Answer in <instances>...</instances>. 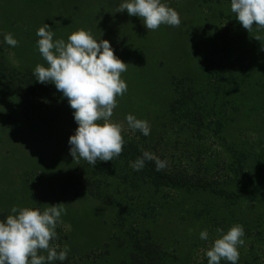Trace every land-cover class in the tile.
Segmentation results:
<instances>
[{
    "label": "trees",
    "instance_id": "trees-1",
    "mask_svg": "<svg viewBox=\"0 0 264 264\" xmlns=\"http://www.w3.org/2000/svg\"><path fill=\"white\" fill-rule=\"evenodd\" d=\"M69 1L75 2L69 3L66 9L60 5ZM100 1L24 0L22 3L26 5L28 2L33 9L46 4L45 23L54 25L50 29L55 38L67 41L68 35L77 29H66L71 24L63 19V15L71 11H73L71 14L76 12L80 16L85 15L87 11L100 12L104 7ZM214 1L225 3L227 0ZM8 3H11V0ZM10 5L12 4H7V8H4L7 9L8 15L4 17L3 22L8 21L0 26L2 27L0 37L4 41L5 34H13L18 46L6 45V48L14 56L17 67L23 68L19 67L17 78L12 79L8 74L7 79L11 81V86L8 88L7 98L17 100L19 106L26 100L27 94H38L42 97L41 94H44L53 101L55 95H52V90L56 94L61 93L53 84L38 83L33 75L39 60L46 66L36 47L37 26H34L31 33L34 18L26 15L25 19L24 12L15 17L12 15L15 11ZM52 16H55L56 20L51 21ZM97 19L93 20V23H97ZM181 21V26L177 30H183L189 23L187 19ZM37 22L43 21L37 20ZM118 27L123 28L124 31L119 33ZM140 31L143 33V25ZM115 34L118 42L116 44L113 41L114 49L120 57L124 55L127 64L136 70V57L132 56L130 49L134 50L136 46L142 47L144 40L146 42L148 39L150 42L149 35L144 33V40L139 39L136 31L127 32L121 24L116 25ZM183 34L184 37L180 35L176 42L177 51H170L168 56L172 68L166 70L162 77L160 103L149 100L147 106L154 108L149 107L144 112L149 115L145 120L149 122L151 119L149 120L148 117L154 115L157 124L162 126L163 130L169 129L173 133L172 138L178 145L175 147L176 153H170L171 156L168 158L177 159L178 165L181 166L179 169L165 168L162 171H156L154 161H146L145 167L140 171H134L130 166L142 156V150L150 151L161 160H165V156L161 157L160 150L167 138L164 135L156 138V132L152 127L151 134L147 137L139 131L133 132L130 129L128 132L123 131L125 141L123 152L112 161H97L93 167L84 160H80L79 164L73 161V158L62 161V164L67 163L66 169L62 168V179L56 178L53 183L55 190L64 187L67 190L66 194L71 195L67 196L68 200L63 203L66 205L70 199L82 196L81 199L84 200L80 203H87L86 205L89 206L91 200L103 198L104 195H100V190L107 188L108 198L105 197L103 201L108 213L111 214L107 216L110 219H101L103 225H99V228L93 226L86 231L85 225L90 220L91 211L87 212V216L79 219L75 212L81 207H69L66 214L61 216L62 223L67 224L68 229L63 232L62 240L58 237L56 241L61 249L67 244L70 251L64 261H54L53 264H70L68 260L76 256L79 259H75L73 264H207V258L200 262H192L189 258L192 251L202 242L200 232L207 227L209 230L217 226L222 228L224 224L236 220L240 222L241 219L246 218H250L249 222L254 223L257 228L252 229L254 230L252 239L243 238L248 247H239L240 256L237 264H257L256 248L261 245L264 248V224L261 225L258 221L261 216L253 218L252 214L264 210V43L261 45V39L257 41L255 37H261L263 31L253 27L248 34L250 37L245 39L234 37L231 44L225 42L228 37L223 41L219 39L213 42L214 46L211 47L213 51L220 49L221 53L211 52L206 53L205 56L195 53V60L199 62L197 65L194 61L196 69L191 68L188 60L187 56L190 53L185 40L187 35ZM213 39L214 37L211 40ZM156 64L154 68L159 70L162 65L161 60ZM183 67H185L183 71L177 70ZM154 68L144 67L146 71L143 74L150 73ZM19 106L13 107L12 109L17 108V110L9 113L0 112V138L4 137L2 141L0 140V144H6V150L10 148L13 151L15 146H20L22 149L29 146L26 141L19 145L11 141L21 132L16 128L30 116V109L28 112L25 111L26 108L21 111ZM50 106L40 111L32 108L33 112L30 113L34 115V119L30 120V123L36 125L35 131H41L47 125L57 132L60 130L56 128L60 125L47 124V121L49 122L55 112L58 113L57 111L63 109ZM232 114L247 117L256 124L260 132L255 139L246 140L243 137L238 139L237 133L241 129ZM71 119L67 126L76 129L77 124L73 116ZM112 120L125 126V120L118 121L115 116ZM209 132L223 155L221 160L218 157L217 160L211 161L205 157L208 148L205 147L207 138L203 135ZM162 140L163 144H160ZM32 154L28 157L30 160L27 164L42 160L39 159V153ZM184 157L193 161L190 162L189 171L186 170ZM4 158L1 157V160ZM217 161L219 162L215 163ZM199 167L202 168V173L199 172ZM36 178L24 179L22 185L23 187L25 185V190L22 187L21 198L35 199L30 184L39 180V177ZM74 185H77L81 192H78ZM40 188L44 193L52 192L47 186L41 185ZM165 189L179 192L180 199L175 200L174 203L166 200L160 205L155 201L156 194L158 198L159 193L164 192L162 190ZM91 196L94 199L89 198ZM97 196L99 197L96 198ZM215 200L218 201V206L214 203L212 205ZM44 204L51 206L58 203L43 202L42 205L45 207ZM238 207L244 211L241 213ZM159 209L162 212L164 210L169 212L163 223L164 227L160 226L162 212ZM235 213L240 215L234 218ZM148 240L150 241L147 242ZM202 244L200 246H203ZM89 258L93 260H88ZM221 264L227 262L221 261Z\"/></svg>",
    "mask_w": 264,
    "mask_h": 264
},
{
    "label": "rangeland",
    "instance_id": "rangeland-1",
    "mask_svg": "<svg viewBox=\"0 0 264 264\" xmlns=\"http://www.w3.org/2000/svg\"><path fill=\"white\" fill-rule=\"evenodd\" d=\"M10 0H0V26L6 23L8 20H5L3 22V19L5 16L8 15L7 9L4 10V8H7V4L12 7V10L15 11L12 15L15 17H18V14H22L24 12L25 19L27 18L26 15H30L32 18H34L33 23L31 24V33L34 30V26H37V28L41 27L43 24H46V8L45 5H42L37 8H30L31 6L27 2L26 5L22 3L24 0H11V3H8ZM28 1V0H27ZM94 1V0H90ZM99 1V0H98ZM75 1H69L60 3V5H63V8L66 9L67 5L69 3H73ZM97 2V1H95ZM101 3L104 4V7L100 12H91L87 11L86 14L80 16V14L76 13L71 14V12H66L65 15H63V19L65 21H68L71 25L69 27H66V29L72 28V29H84L86 31H90L93 37L97 40H107L117 58H119L121 61L127 64V62L124 60V55L119 56L116 50L114 49V43L118 42L117 36L115 34V28L117 24H121L124 26V29H126L127 32L136 33L139 35V39L144 40V33L150 37V42L147 41L142 44V47L136 46L134 50L130 49V52L132 56L136 57V63L137 67L136 70H133L134 67L131 68L130 64L128 65L127 71L122 73L121 78L126 82L127 84V92L122 96L118 97V107L114 110V115L118 121L125 120L123 117H125L128 114L134 115L137 119L145 120L147 116L144 112L147 111V108H154L151 106H147V102L149 100H152L154 103H160V95H161V83H162V77L164 76V72L166 70H170L172 66H170L168 61V56L171 52L177 51L176 42L179 40V36H183L184 34L187 35L185 40H187V48L189 51V61L191 64L192 69H196L197 66L194 65L197 63L199 64L198 60H195V53H200L201 55H204L206 53H214L220 51V49H213L211 47L214 46L213 42L217 40H225L227 44H231L234 37L245 39V37H250L247 32V30L243 29V27L236 21L235 14L231 12L230 9V0H227L225 3L222 1H214V0H162L163 3H166L168 6L174 8L179 14L181 19L188 20L187 28L185 27L183 30H177L175 27L161 25L157 30L155 31H147V29L143 26V33H141L140 28L143 25V21L135 16H129L127 12H119L116 13L115 9L121 2V0H101ZM22 3V6L21 4ZM17 13V14H16ZM50 15V13H49ZM52 15V14H51ZM99 17V19H97ZM97 19V23H93V20ZM37 20H41L43 22H37ZM50 20H56L55 16H52ZM186 23V22H185ZM51 25V24H50ZM49 27L51 28L54 25H51ZM51 30V29H50ZM118 32L124 31L121 27L117 28ZM263 34L261 35V45L264 43V30ZM0 33H2V27L0 28ZM98 38V36H100ZM220 38H219V37ZM214 37L213 41L211 40ZM53 39L57 40L53 36ZM200 39V40H198ZM115 41V42H113ZM6 43L3 41V39L0 37V112L1 113H9V111L17 110L12 109L13 107L19 106L17 105V100H13L12 98H7L8 94V88H10L11 81L7 79L8 74H10L11 78H17V71L20 70V68H23L22 66L17 67V62L14 59V56L12 55L11 51L6 48ZM185 45V44H184ZM183 45V46H184ZM234 45V44H233ZM152 47L154 49H152ZM183 53V52H182ZM167 58V60H166ZM162 62V65L160 67V71L157 70V68H154L157 66L156 62L160 61ZM37 64H41V61L39 60ZM147 66V67H146ZM148 68H154L151 70L150 73L143 74L146 70L144 69ZM185 67L181 69H177L178 71H183ZM19 76V75H18ZM150 76V77H147ZM14 85V84H13ZM21 95H23L22 92H20ZM55 95V98L52 100L46 98L44 94L42 96H39L38 94L30 95L27 94L26 100L21 103V106H19V110L22 111V109L26 108L25 111L33 112L34 108L37 111H40V109H44L50 105H53L54 107H60V111L55 112L54 115L51 116V119H49V122L47 121V124H57L60 126H57V130L60 129L58 132L55 131V129L51 128L49 125L44 126L45 129H42L41 131L37 130L35 131L36 125L33 123H30V120L34 119V115L29 112L30 116L25 118V122L20 124L16 129L20 130L21 132L14 136L12 138L13 144H21V142H27L28 145L25 148H20V146H15L13 151L9 148L6 150V144L1 145L0 144V220H4L7 215L10 214V209L13 206L17 207H39L41 210H43L44 206L42 205L43 202H54V203H63V201L68 200L67 196H71L70 194H66L67 190L62 187L55 190L54 188V179H62V170L66 169L67 163H63L62 161H67V159L72 158V156L69 154L70 146L68 144V139L71 135H74L75 128L67 126V124L70 123L72 120L71 117L73 116V110L69 107L67 99L63 97L61 94H56L54 90H52V95ZM24 96V95H23ZM10 97V96H9ZM64 98V100H62ZM51 107V106H50ZM157 107V106H155ZM46 110V109H45ZM156 110V109H155ZM234 111V110H233ZM232 111V112H233ZM233 115V114H232ZM71 116V117H70ZM233 117H236L235 122H237V125L241 129L237 133L238 139H242V137L246 140L249 138L255 139V136L257 135L260 130L257 128L256 124L253 123L249 118H243L239 115H233ZM232 118V116H231ZM149 124L154 129L153 131L156 132L155 136L156 138H160L161 135H164L167 140L165 145L161 146V157L165 156V161H167V170H172L173 168L179 169L178 161L177 159H170L168 156H171L170 153H176L175 147L178 145L174 138H172L173 134L169 129L167 131L163 130L162 126H159L156 122V117L152 115L151 117H148ZM234 122V125L237 126ZM62 123V124H61ZM124 131L128 132L129 129L127 127L126 121H124ZM252 131V133H251ZM163 133V134H162ZM1 137V136H0ZM203 137L207 138L205 142V147L208 148V152L205 153V157L210 159L211 161H215L220 157V160L223 158L222 153L220 152V149L212 139L213 136H211V133L209 132L207 135H203ZM4 137L0 138L2 141ZM34 139V140H33ZM38 140V142H37ZM34 142V143H33ZM59 144L58 146H56ZM160 144H163V140L160 142ZM26 146V145H25ZM63 147V148H61ZM66 152V153H65ZM36 155L39 153V159H42L40 161H33L27 164V162L30 160L28 158L30 155ZM174 156V154H173ZM1 157H5L4 160H1ZM192 159H187L184 157V161L186 164V170L189 171L190 169V161ZM5 162V163H4ZM219 161L215 162L218 163ZM184 165V164H182ZM63 168V169H62ZM199 172L202 173L203 170L201 167H199ZM37 177V178H36ZM39 180L31 181L32 183L31 188L33 189L32 195L35 197V199H28L27 197H22L20 193L22 192L21 189L23 187L22 182H24V179H33L36 178ZM36 182V183H35ZM52 183V184H50ZM50 184V185H49ZM41 185L47 186L51 193H44L42 190ZM57 186V185H55ZM23 187V188H22ZM75 188H77L78 192H81L79 187L77 185H74ZM107 188H102L100 190V195H104L103 198L100 199H94L92 196L89 198H92L94 200H91V205L87 206V203H80L82 202L81 199L82 196L78 198H72L68 201V203L64 206H66V212L69 210V207H81L79 208L77 212H75L79 219L84 218V216H87V212L91 211V215L89 216L90 220L85 225L86 231L90 230L91 227H98L99 225H103L101 219H110V217H107L111 213H108L107 209L104 206L103 199L108 196L109 192H106ZM164 192L159 193L158 198L156 194V202H158L160 205H163L166 200L172 201L174 203L175 200L180 199L179 192H173V191H167L162 190ZM105 192V193H104ZM31 195V196H32ZM48 195V196H47ZM81 195V194H80ZM99 195V196H100ZM97 196L96 198H98ZM42 198V199H41ZM44 198V199H43ZM108 198V197H107ZM202 199V197H200ZM204 200V197H203ZM29 201V202H28ZM27 202V205H25ZM103 203L102 205L99 203ZM190 203V202H189ZM218 203L217 200L212 202V205ZM64 204V203H63ZM87 204V205H86ZM191 204V203H190ZM87 206V207H83ZM185 209V208H184ZM77 210V209H76ZM102 210V211H101ZM160 210V209H159ZM238 210H242L240 207H238ZM257 210V209H254ZM95 211V212H94ZM162 212V210H160ZM169 212L167 210H164L162 212L161 216V227H164L163 225L165 219L167 218ZM65 215V214H63ZM240 214L235 213L234 218L238 217ZM253 218L257 216H261V219L259 218V223L261 225L264 224V210L253 212L252 214ZM151 220V218H148ZM62 221V220H61ZM250 218L241 219L240 222L238 220L233 221L229 224H224L223 226L211 228L209 230L207 228H204L208 231L209 239L208 241L201 240L203 243V246H198L197 249L193 250L190 255V260L193 261H204L206 258L204 255V249H206L209 245V243L216 238L217 232L216 230L223 229L225 232L234 224H240L244 228L245 235L243 238L252 239L254 234V228H257L254 226V223L249 222ZM242 222H247L248 224H241ZM175 224V223H174ZM68 229L67 224L65 223H59L56 228L57 236L60 237V240H62L63 232ZM153 240V238L151 239ZM148 240L147 242H149ZM53 244L58 245L57 241H52ZM248 244L244 242L243 246L244 248H247ZM257 250V264H263L264 263V248L263 245L256 248ZM70 259V258H69ZM78 260V256L73 257L72 260H68L70 264H73L74 260ZM88 260H93L92 258H89ZM114 261L113 259H111ZM95 263L94 261H92Z\"/></svg>",
    "mask_w": 264,
    "mask_h": 264
},
{
    "label": "clouds",
    "instance_id": "clouds-1",
    "mask_svg": "<svg viewBox=\"0 0 264 264\" xmlns=\"http://www.w3.org/2000/svg\"><path fill=\"white\" fill-rule=\"evenodd\" d=\"M230 9L248 33L253 27L264 30V0H230ZM125 11L140 18L147 31H155L161 25L179 28L182 23L180 14L162 0H121L115 12ZM36 36V47L46 66L37 64L33 75L40 84H53L73 110L77 128L68 139L73 161L79 164L84 160L93 167L97 161L109 162L119 157L125 143L124 126L112 117L118 107L117 98L127 92L121 75L128 64L116 57L107 40H97L82 28L71 32L67 41L54 40L49 25L43 24ZM260 38L255 37L257 41ZM4 41L10 47L18 46L12 33L5 34ZM125 121L131 131H139L145 137L151 134L147 120L128 114ZM146 161H154L156 171L167 167V161L146 150L130 166L140 171ZM44 205L43 210L13 206L10 214L0 220V264H53L67 258L68 245L61 249L52 243L58 239L56 228L62 223V214H66L65 204ZM216 232V238L203 250L207 264H237L238 249L244 244L243 226L234 224L226 232L219 228ZM199 236L204 241L209 239L206 229Z\"/></svg>",
    "mask_w": 264,
    "mask_h": 264
}]
</instances>
